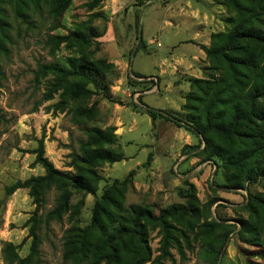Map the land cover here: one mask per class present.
I'll list each match as a JSON object with an SVG mask.
<instances>
[{
	"label": "rangeland",
	"instance_id": "rangeland-1",
	"mask_svg": "<svg viewBox=\"0 0 264 264\" xmlns=\"http://www.w3.org/2000/svg\"><path fill=\"white\" fill-rule=\"evenodd\" d=\"M0 5V264H80L96 243L121 242L139 251L141 264H264V170L249 179L252 166L264 163V92L234 136L198 135L185 125L214 95L212 113L246 97L253 74L206 49L212 34L235 27L263 35L264 0H71L57 19L31 3L32 11L19 4V14L15 1ZM79 31L88 41L72 39ZM237 47L229 59L254 52L264 65L263 44L250 39ZM80 56L111 65L107 94L71 98L66 83L39 72ZM145 106L178 120H152ZM91 129L111 131L113 142L91 143ZM39 141L56 170L95 180L93 194L69 184V207L56 217L49 212L62 192L58 184L38 203L28 186L7 192L45 174L35 162ZM96 147L122 159L88 165L83 153ZM131 205L157 219L132 222ZM171 206L182 209L161 213Z\"/></svg>",
	"mask_w": 264,
	"mask_h": 264
},
{
	"label": "trees",
	"instance_id": "trees-1",
	"mask_svg": "<svg viewBox=\"0 0 264 264\" xmlns=\"http://www.w3.org/2000/svg\"><path fill=\"white\" fill-rule=\"evenodd\" d=\"M12 1H15L17 3V6L14 8L17 14L21 12L20 7H18L19 4L21 6H24V9L32 11L29 10L30 8L28 7V4L31 3V8L35 10H41L43 7H45L47 9V13L57 19L69 6L71 0ZM1 3L2 0H0V4ZM2 16L3 9L0 5V50L4 48L3 39L6 35V24L3 22ZM70 36L76 42L88 41V37L80 31L70 32ZM65 38L66 37H60L55 39L64 40ZM250 39L254 40L258 44H263L264 50V34L262 35L261 33H258L256 30H253L251 28L240 29L235 27L228 33L212 34L211 47L206 49L208 56L212 59L223 58L227 61L229 66H236V68L248 71L250 74H253V80H247L248 88L246 91V97H241L233 100L228 107V111L226 112L217 111L215 113H212V105H214L215 101L219 99L217 95L212 96L210 98V103L206 106V108L203 109L197 115L193 116L189 121L191 122L189 125L185 124L196 134L205 135L208 131H215L217 133H225L234 136L238 134V130L242 126L250 122L252 117L255 115L252 106V100L255 97L261 96L264 92V65L261 64L260 56L256 55L254 52L240 53L238 57H233L232 60L229 59V56L227 55V52L231 49L238 48V43L245 42ZM110 69L111 65L107 64L103 60H99L94 63L82 56L78 58H66L64 64L48 63L39 66V72L41 74H51L54 76L56 82L66 83L64 88V94L68 95L71 98H80L84 95L93 94V92L96 91L107 94L109 82L105 80V74L109 72ZM68 78L76 80L69 82L67 80ZM195 82L199 84L200 81L195 80ZM88 86H91V88H89ZM223 89V92L227 94V84ZM145 112L152 120H155L156 118H163L165 120L175 121L178 120L167 112L149 106H145ZM89 139L93 144H110L113 142L114 137L111 131L91 129L89 131ZM243 154L244 153H242L241 156L233 158L232 162L234 164H240L243 160ZM83 158L85 163H87L88 165H96L97 163L101 162H118L122 159V155L112 152L106 148L104 149L96 147L83 153ZM35 162L39 163L43 167L45 174L42 176L29 178L24 183L18 182L8 187L7 192L12 193L15 189L19 187L28 186L30 187V193L33 196L35 202L38 203L42 200L39 198L41 193L48 191L53 184H58L62 192L58 197L57 206L53 208L51 212H49V216H59L60 214L65 212L69 207V191L67 189V186L69 184L75 186L79 190L91 194H93L96 190L95 180L93 178L88 179L79 175H70L68 173L63 174L56 170L53 167L52 163L46 157H44V147L42 141H39L38 146L36 148ZM263 170L264 163H255V165H253L251 168L253 176H249V179L255 180L257 173H261ZM93 175L95 174L93 173ZM239 185H241V183ZM259 202L264 210V201ZM129 209L131 214V220L136 224L140 221L141 218L146 219L147 221H154L157 219L147 209L142 208L140 206L131 205ZM178 209H182V207L171 206L167 210H162L161 213L172 215L175 213V210ZM97 219L98 217L95 214L93 220ZM34 227V224L30 227V235L32 236V252L36 248V235ZM224 240L225 238H222L217 242L218 247L215 251L216 256L219 255ZM8 246L9 244H7V247ZM139 255V251L128 247L123 242L119 243L117 246L96 243L90 249L89 255H86L85 262L80 264H100L101 262H105V264H141L143 258ZM8 264H12V261H9Z\"/></svg>",
	"mask_w": 264,
	"mask_h": 264
},
{
	"label": "water",
	"instance_id": "water-1",
	"mask_svg": "<svg viewBox=\"0 0 264 264\" xmlns=\"http://www.w3.org/2000/svg\"><path fill=\"white\" fill-rule=\"evenodd\" d=\"M139 32H140V27H139ZM138 37H139V36H138ZM134 52H135V47H133L131 57L133 56ZM128 66H129V67L131 66V61L128 63Z\"/></svg>",
	"mask_w": 264,
	"mask_h": 264
}]
</instances>
